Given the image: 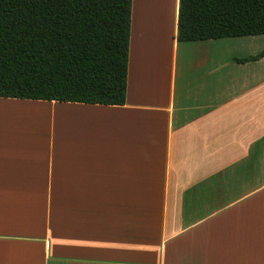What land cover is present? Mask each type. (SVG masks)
Here are the masks:
<instances>
[{"label":"crops","instance_id":"obj_1","mask_svg":"<svg viewBox=\"0 0 264 264\" xmlns=\"http://www.w3.org/2000/svg\"><path fill=\"white\" fill-rule=\"evenodd\" d=\"M167 4L133 0L125 105L0 98V264H264V35Z\"/></svg>","mask_w":264,"mask_h":264},{"label":"trees","instance_id":"obj_2","mask_svg":"<svg viewBox=\"0 0 264 264\" xmlns=\"http://www.w3.org/2000/svg\"><path fill=\"white\" fill-rule=\"evenodd\" d=\"M132 4L0 0V98L125 105ZM262 35L264 0H179L178 42Z\"/></svg>","mask_w":264,"mask_h":264},{"label":"rangeland","instance_id":"obj_3","mask_svg":"<svg viewBox=\"0 0 264 264\" xmlns=\"http://www.w3.org/2000/svg\"><path fill=\"white\" fill-rule=\"evenodd\" d=\"M141 11V10H140ZM139 11V12H140ZM155 13V12H154ZM171 13V14H170ZM167 14H170V17H171V20L167 23V21L165 22V24H164V26H166L167 28H168V31L170 30V27H171V25H172V18H173V15H172V11L171 12H167ZM142 15V14H141ZM154 20V21H153ZM153 20H151V25H149V30H152V28H154V29H159L158 27L156 28V27H152V25L155 23V22H157V18L156 17H153ZM165 27H164V31H165ZM167 31V32H168ZM166 32V33H167ZM165 36V35H164ZM7 109H9V110H11L10 108H7ZM1 122H2V124H3V126H7V127H10L11 126V123H10V121L6 118V122H5V118L4 117H2V120H0ZM257 220H258V222H259V224L260 225H262V230H263V237H264V207L262 206V208H259L258 209V212H257ZM261 227V226H260ZM259 244H261V243H259ZM262 249H264V241H263V243H262Z\"/></svg>","mask_w":264,"mask_h":264},{"label":"bare ground","instance_id":"obj_4","mask_svg":"<svg viewBox=\"0 0 264 264\" xmlns=\"http://www.w3.org/2000/svg\"><path fill=\"white\" fill-rule=\"evenodd\" d=\"M169 1H171V0H158V3H159V6H158V7H159V11H160V14H159V12H158V14H159V16H158V17H159V20H160V16H163V12H162L163 9H160V7H161V8H163V7L160 6V5H161V4L166 5L167 12H170V11H169V6H168V4H167V2H169ZM171 3H172V2H171ZM170 8H171V7H170ZM156 14H157V13H156ZM158 14H157V15H158ZM157 15H155V17H157ZM161 19H162V18H161ZM157 23H158V19H157ZM157 23H156V24H157ZM161 23H162V22H161ZM157 25H158V24H157ZM159 26H160V23H159ZM263 263H264V262H263Z\"/></svg>","mask_w":264,"mask_h":264}]
</instances>
